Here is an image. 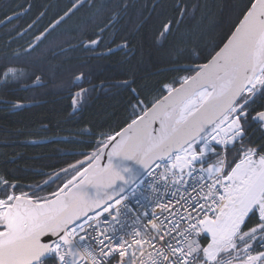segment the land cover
<instances>
[{
    "label": "snow or ice",
    "instance_id": "snow-or-ice-1",
    "mask_svg": "<svg viewBox=\"0 0 264 264\" xmlns=\"http://www.w3.org/2000/svg\"><path fill=\"white\" fill-rule=\"evenodd\" d=\"M17 7L0 25L32 5ZM128 7L125 0H71L36 43L0 56V86H43L30 73L35 51L82 9L106 15V25L82 31L69 47L99 52ZM199 7L177 0L175 14L159 19L154 42L169 46L179 75L144 99L132 89L124 126L99 136L85 130L94 139L79 142L93 150L76 153L83 159L30 192L0 178V264H264V0H246L223 38L197 51L185 22ZM119 47L131 51L128 41ZM113 51L109 45L100 54ZM73 82V106L82 107L96 86L85 72Z\"/></svg>",
    "mask_w": 264,
    "mask_h": 264
},
{
    "label": "trees",
    "instance_id": "trees-1",
    "mask_svg": "<svg viewBox=\"0 0 264 264\" xmlns=\"http://www.w3.org/2000/svg\"><path fill=\"white\" fill-rule=\"evenodd\" d=\"M156 1L139 0V7H130V14L135 15V18L140 15L144 19ZM176 2L177 0H159L156 9L151 11L148 20L140 27L139 21L137 22L135 18L134 20L130 17L127 20V28L130 29L126 30V37L120 41H128L131 51L126 56L122 51L117 52L108 58L98 60L101 65H96L104 69L97 82L114 84L107 83L104 91L83 103L82 107L74 110L68 99H60L55 95L44 96L41 99H45V102L32 107L11 108L10 105L0 103V178L8 179L26 192H30L37 185H45L50 176L67 167V162L75 163L83 159V156L76 153L93 150L88 144L79 141H90L94 137L81 133L91 130L99 136L100 133H112L125 125L132 115L130 102H135L132 89L140 93L141 99H144L145 96L155 95L164 83L179 75L172 71L180 65L172 63L175 57L169 46L161 47L154 42L159 19L174 15L173 6ZM190 2L200 5L195 12V19L185 22L194 30L192 47L199 51L204 47L210 49L223 38L246 0H190ZM25 3L26 0H22L19 5ZM4 5L5 0H0V18L13 9ZM85 21L84 19L79 22L70 21L69 27L79 29ZM74 38L75 41H79L77 37ZM18 47V43L1 29L0 56L13 55L15 53L13 50ZM38 64H47L54 69L48 73L57 71V63L49 60L37 61L34 57V68ZM76 65H79L80 71L90 68L85 67L81 61L72 64ZM45 80L50 81V78ZM124 81L134 82L131 83V87L118 86ZM12 86L16 85L0 88V100L25 102L27 95L14 93ZM254 135L259 138L260 133L254 132ZM55 187L56 185H52L41 194L47 195L48 191L54 190Z\"/></svg>",
    "mask_w": 264,
    "mask_h": 264
},
{
    "label": "flooded vegetation",
    "instance_id": "flooded-vegetation-1",
    "mask_svg": "<svg viewBox=\"0 0 264 264\" xmlns=\"http://www.w3.org/2000/svg\"><path fill=\"white\" fill-rule=\"evenodd\" d=\"M21 1L22 0H5L4 6L6 7L8 6V8L10 7V9L13 7V9L9 11L7 14L12 15L14 9L22 11V9H18L17 7ZM99 2L100 0H97V3ZM125 2H127L129 5L127 11L121 14L119 23H117L114 28H111V30L105 31V35L103 37L104 47H102L99 50V52H96V53L86 52L83 49L78 48V47L75 50H73L72 48L64 44L63 46L57 48L54 51V55L58 59L52 60L53 62L57 63L58 66L62 65V63L67 64V65L63 64L64 67L61 69V71L57 70L56 72L48 73V71L46 70H41V71L39 70V72L35 74L41 77V81L45 83V85L38 87V88L27 89V87L30 84L34 83L32 80H29V83L26 84L27 87L22 86V85L18 86L17 84H15L16 86L11 87L13 92L16 94L25 93L27 95V97H25V102L11 101L8 99H5V100L9 101L10 104L19 103L20 105L31 104V103H43L45 102L44 101L45 99L43 100L41 98H43L44 96H54L55 95V96H58V98L60 99L62 98L68 99L70 104L73 106L72 96L75 92L79 91V88H77L75 86V83L73 82V74L74 73L79 74L80 68H79V65L72 66V64L73 63L77 64V62H80V61L83 62V58H84L83 51L87 53L86 55L87 57L93 56L94 59L96 60H100V59L102 60L107 57L100 55V53L106 52L107 46L110 45L113 49H115L116 47L123 45L125 43V42L120 41V40H123L122 38H125L127 35L126 28L124 27V21L126 17L128 16V14L130 13V7L133 6V8L134 7L138 8L140 5L139 0H125ZM28 4H31L32 8L27 14L22 15L21 18L18 20H14V22L12 24H9L7 27H4L2 25L0 27V30L1 29L5 30L8 36L11 37V39H14L15 43H18L19 47L13 50L15 53H23L24 49H26L30 43L32 44L36 43L33 37L39 34V32L48 28L49 25L56 18H58L59 15H62L63 11L67 7L70 6L71 0H26V3L23 5L24 8H27ZM41 12H44V15L40 16V18L37 19V17L40 15ZM94 13H95V9H92V10L82 9L79 13L73 16L70 21L75 22L77 20L79 22L81 19L86 20L85 24L86 25L91 24V25L90 26L88 25L89 28H87L85 31L87 33H93V32L98 31L100 28H104L107 22L106 15L97 16ZM34 20L36 21L35 24L33 25L31 29H28V25L32 24ZM127 20H129V18L126 19V23H128ZM70 21H68V23L64 24L62 27H58L56 31L53 32L52 35L50 36L57 35L59 32H63L64 30H66L68 25H70L69 24ZM25 29H28V31L25 32L24 31ZM72 29L74 28H68V30H72ZM17 31L24 32V35L23 36L16 35ZM77 33H79V30L76 31V34ZM71 35L74 36L75 34L71 33L70 36ZM75 37L79 38V35H75ZM47 40L48 38L43 42V44H41L38 47V49L34 53V57L39 56L40 54H44L45 52L50 50V49L47 50V48L44 47V45L48 42ZM113 41H115V43H112ZM62 49H65L66 51H62ZM120 51H122L123 55L126 56L129 53V48H122L121 50L117 52H120ZM117 52H114L112 54H115ZM37 61H39V59H37ZM83 63H86V61H84ZM68 65L74 68L72 69L70 73H68V75H66L63 73V71L65 67H69ZM102 73H104L103 68L100 70L97 69L94 75L90 73L91 85H95L96 88L94 91L90 93V95L87 98V101L90 98L104 91L105 89L104 86L107 83L97 82L98 78L100 77ZM46 78H50V81H46L45 80ZM46 84H49V85L46 86ZM91 85L85 84L84 87L88 88ZM45 87H48V88H45ZM79 106L80 104H77L74 107L78 109Z\"/></svg>",
    "mask_w": 264,
    "mask_h": 264
},
{
    "label": "bare ground",
    "instance_id": "bare-ground-1",
    "mask_svg": "<svg viewBox=\"0 0 264 264\" xmlns=\"http://www.w3.org/2000/svg\"><path fill=\"white\" fill-rule=\"evenodd\" d=\"M155 4H156V2H154ZM153 3V4H154ZM131 7H133V6H131ZM153 9H152V7H151V11H152ZM151 11H150V13H149V15L148 16H150V14H151ZM148 16L147 17H145L144 19H142V17H140V15H138L136 18H135V15H131L130 13L128 14V16L126 17V19H128V18H135L136 20H137V22L139 21V27L142 25V23H144L145 21H147L148 20ZM126 19H125V21H124V27L126 28V30H129L130 28L128 27L127 28V26H128V23H126ZM134 19V20H135ZM89 26L91 25V24H88ZM88 25H86L85 23H84V25L82 26V27H80L79 29H77V28H75V29H72V30H68V28H72V27H69L70 25H68V27L66 28V30H64L63 32H57L58 34L57 35H54V36H48V42L44 45V47H46L47 48V50L48 49H50V50H48L47 52H45L44 54H40L39 56H35V59L37 60V59H39L40 61H47V60H49V61H52L53 59H58L55 55H54V51L57 49V48H59V47H61V46H63L64 44H66L67 46H69L70 44H72V45H76V44H78V42L79 41H75L74 39V37H75V35H80V33L82 32V31H85L87 28H89V26ZM137 29H138V27H137ZM77 30H79V33H77L76 34V31ZM72 31V32H71ZM137 30H135V32H136ZM71 33H73V34H75L74 36L73 35H71L70 36V34ZM77 39H79V38H77ZM79 48V47H78ZM116 49H118L117 51H119V50H121L122 48L121 47H116L115 49H114V51L112 52V53H114V52H117V51H115ZM111 53V54H112ZM81 54V53H80ZM83 55H84V58H83V62L84 61H86V63H84V65H85V67L87 66V67H90V68H86L87 70L85 71V70H82V71H80V72H85V73H88V74H90V73H92L93 75L96 73V70L98 69V70H100V68L99 67H97L96 65H101L100 63H99V61L98 60H96V59H94V57L93 56H91V57H87L86 55H87V53L86 52H84L83 51ZM101 55V54H100ZM100 55H98V56H100ZM110 54H103V56H105V57H107L108 58V56H109ZM105 59V58H104ZM106 63H108L109 61H105ZM52 65V64H51ZM63 68V66H57V70L58 71H61V69ZM74 67H65L64 68V71H63V73L64 74H66V75H68V73H70L71 71H72V69H73ZM39 70L41 71V70H46V71H50V70H54L52 67H49L47 64H38L35 68H34V66H33V69H32V67L30 68V73H37V72H39ZM74 71V70H73ZM79 72V73H80ZM29 82H28V80H26L25 81V85L26 84H28ZM108 84H114V82H107ZM32 84H34V83H32ZM18 86H20V84H17ZM31 85V84H30ZM43 85H45V83H43ZM3 88V86H0V88ZM41 87V86H40ZM35 88H38V87H35ZM4 89H5V87H4ZM31 89H33V88H31ZM40 104V103H39ZM20 108H22V107H20ZM66 155V154H65ZM68 155H71V154H68Z\"/></svg>",
    "mask_w": 264,
    "mask_h": 264
},
{
    "label": "water",
    "instance_id": "water-1",
    "mask_svg": "<svg viewBox=\"0 0 264 264\" xmlns=\"http://www.w3.org/2000/svg\"><path fill=\"white\" fill-rule=\"evenodd\" d=\"M159 2V1H158ZM1 27V25H0ZM118 49H116L115 51H117ZM35 87H40L39 84L37 83H34V84H31L27 87V89H31V88H35ZM39 103H31V104H22L21 107H32V106H35V105H38ZM75 154V153H74Z\"/></svg>",
    "mask_w": 264,
    "mask_h": 264
},
{
    "label": "built area",
    "instance_id": "built-area-1",
    "mask_svg": "<svg viewBox=\"0 0 264 264\" xmlns=\"http://www.w3.org/2000/svg\"><path fill=\"white\" fill-rule=\"evenodd\" d=\"M146 183H147V181H146ZM138 197H133L132 199H131V201H130V203H131V205L135 208V207H138V205H136V203H135V201H136V199H137ZM142 203H146V201H143L142 200ZM157 211H159L158 209H157Z\"/></svg>",
    "mask_w": 264,
    "mask_h": 264
},
{
    "label": "rangeland",
    "instance_id": "rangeland-1",
    "mask_svg": "<svg viewBox=\"0 0 264 264\" xmlns=\"http://www.w3.org/2000/svg\"><path fill=\"white\" fill-rule=\"evenodd\" d=\"M159 0L156 1V3H158Z\"/></svg>",
    "mask_w": 264,
    "mask_h": 264
}]
</instances>
